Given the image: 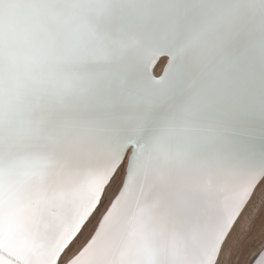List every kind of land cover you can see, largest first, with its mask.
<instances>
[{"label":"snow or ice","instance_id":"snow-or-ice-1","mask_svg":"<svg viewBox=\"0 0 264 264\" xmlns=\"http://www.w3.org/2000/svg\"><path fill=\"white\" fill-rule=\"evenodd\" d=\"M0 264H264V0H0Z\"/></svg>","mask_w":264,"mask_h":264},{"label":"rangeland","instance_id":"rangeland-1","mask_svg":"<svg viewBox=\"0 0 264 264\" xmlns=\"http://www.w3.org/2000/svg\"><path fill=\"white\" fill-rule=\"evenodd\" d=\"M256 235H257V236L259 235V229H257V231H256Z\"/></svg>","mask_w":264,"mask_h":264}]
</instances>
